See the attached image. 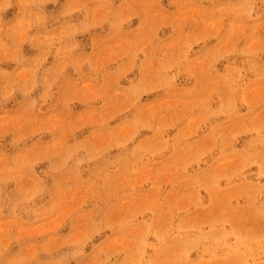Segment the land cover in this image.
<instances>
[{
  "label": "rangeland",
  "instance_id": "rangeland-1",
  "mask_svg": "<svg viewBox=\"0 0 264 264\" xmlns=\"http://www.w3.org/2000/svg\"><path fill=\"white\" fill-rule=\"evenodd\" d=\"M0 264H264V0H0Z\"/></svg>",
  "mask_w": 264,
  "mask_h": 264
}]
</instances>
